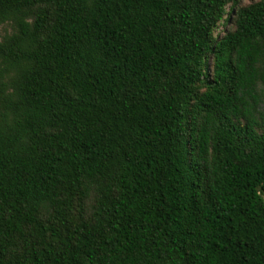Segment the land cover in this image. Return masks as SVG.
<instances>
[{
	"label": "trees",
	"instance_id": "1",
	"mask_svg": "<svg viewBox=\"0 0 264 264\" xmlns=\"http://www.w3.org/2000/svg\"><path fill=\"white\" fill-rule=\"evenodd\" d=\"M4 22L0 264H264V0H0Z\"/></svg>",
	"mask_w": 264,
	"mask_h": 264
},
{
	"label": "rangeland",
	"instance_id": "2",
	"mask_svg": "<svg viewBox=\"0 0 264 264\" xmlns=\"http://www.w3.org/2000/svg\"><path fill=\"white\" fill-rule=\"evenodd\" d=\"M224 28H225V25L220 23L216 29V33H221ZM11 30H12V26L9 22H4L0 24V38L5 34L10 33Z\"/></svg>",
	"mask_w": 264,
	"mask_h": 264
}]
</instances>
